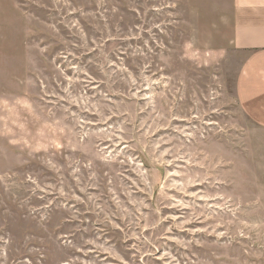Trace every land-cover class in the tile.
I'll use <instances>...</instances> for the list:
<instances>
[{"label":"rangeland","instance_id":"rangeland-1","mask_svg":"<svg viewBox=\"0 0 264 264\" xmlns=\"http://www.w3.org/2000/svg\"><path fill=\"white\" fill-rule=\"evenodd\" d=\"M209 0H0V264H264V127Z\"/></svg>","mask_w":264,"mask_h":264},{"label":"crops","instance_id":"crops-1","mask_svg":"<svg viewBox=\"0 0 264 264\" xmlns=\"http://www.w3.org/2000/svg\"><path fill=\"white\" fill-rule=\"evenodd\" d=\"M229 28V43L242 55L236 98L246 115L264 127V0H209ZM1 26V21H0Z\"/></svg>","mask_w":264,"mask_h":264}]
</instances>
